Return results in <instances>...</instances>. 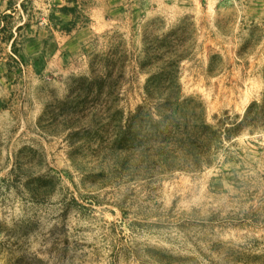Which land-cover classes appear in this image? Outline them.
Listing matches in <instances>:
<instances>
[{
	"label": "rangeland",
	"instance_id": "374dc122",
	"mask_svg": "<svg viewBox=\"0 0 264 264\" xmlns=\"http://www.w3.org/2000/svg\"><path fill=\"white\" fill-rule=\"evenodd\" d=\"M263 94L264 0H0V264H264V134L223 138ZM169 96L210 167L116 146Z\"/></svg>",
	"mask_w": 264,
	"mask_h": 264
},
{
	"label": "trees",
	"instance_id": "16d2710c",
	"mask_svg": "<svg viewBox=\"0 0 264 264\" xmlns=\"http://www.w3.org/2000/svg\"><path fill=\"white\" fill-rule=\"evenodd\" d=\"M21 7L25 12V2L21 4ZM14 8L15 4L10 2L9 10L13 11ZM72 10L65 7L61 9V12L70 14L69 12ZM3 19H8V17ZM52 20L54 19L52 18ZM62 26V30L71 32V24H63ZM16 46L17 40H14L12 49L20 60H24L23 55L16 50ZM162 76L166 79L161 78ZM162 76L152 77L148 80V93H150L151 88L178 87L176 77L169 73ZM104 89L105 83L98 82V93L102 94ZM179 96L166 98L165 102L157 107L161 120L154 121L151 119L149 123L147 122V128H145L147 126L145 121L144 123L140 121L142 108H138L129 121L128 132L119 137V140L115 142L116 146L126 150L134 149L137 151L142 149L150 150V152L154 150L159 158L158 162L169 166L171 169L186 170L191 167L199 169L210 167L212 161L206 157L211 152L213 144L221 140L222 137L212 125L208 124L204 111L200 112L199 106L194 105L196 102L194 98L181 101ZM117 113L122 114L121 112ZM244 134L249 136L264 134V94L261 101L251 103L243 117L237 118V122L231 128L225 129L223 138L231 140ZM167 150L171 151L168 156Z\"/></svg>",
	"mask_w": 264,
	"mask_h": 264
},
{
	"label": "crops",
	"instance_id": "0c3cea01",
	"mask_svg": "<svg viewBox=\"0 0 264 264\" xmlns=\"http://www.w3.org/2000/svg\"><path fill=\"white\" fill-rule=\"evenodd\" d=\"M6 12H7V13L11 12V11L9 10V7H7ZM44 42H45V41H44ZM44 42H43L42 40H34V44L37 45L36 47L39 49V50H38L39 53H41V52L44 50ZM56 55H58V54H56ZM56 55H55V56H56ZM23 57H24V59H25V55H24V54H23Z\"/></svg>",
	"mask_w": 264,
	"mask_h": 264
}]
</instances>
